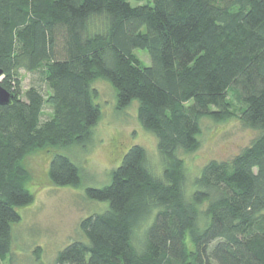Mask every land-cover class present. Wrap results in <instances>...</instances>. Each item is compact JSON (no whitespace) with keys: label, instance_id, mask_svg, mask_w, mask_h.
Masks as SVG:
<instances>
[{"label":"trees","instance_id":"1","mask_svg":"<svg viewBox=\"0 0 264 264\" xmlns=\"http://www.w3.org/2000/svg\"><path fill=\"white\" fill-rule=\"evenodd\" d=\"M0 71L12 95L0 105L2 264L13 260L17 210L32 201L25 157L54 149L51 183L79 184L57 150L84 143L98 122L99 78L118 109L136 102L164 168L156 175L130 147L107 185L86 190L106 208L80 221L56 263L264 264V0H0ZM22 72L36 76L24 92ZM233 104L257 136L205 164L186 193L178 154L198 148L203 118L228 120Z\"/></svg>","mask_w":264,"mask_h":264},{"label":"rangeland","instance_id":"2","mask_svg":"<svg viewBox=\"0 0 264 264\" xmlns=\"http://www.w3.org/2000/svg\"><path fill=\"white\" fill-rule=\"evenodd\" d=\"M132 4L135 5L134 2ZM135 55L143 65L149 64L146 51L136 50ZM22 76L24 92L36 76L24 72ZM91 87L95 93L94 101L100 109L98 122L84 143L57 150L79 169V184L57 186L51 183L48 167L56 150H36L25 157L23 164L29 173L27 188L32 201L17 210L20 220L12 224L13 260H7L5 264H57L58 253L81 238L80 221L106 208V203L90 200L86 190L107 185L111 172L130 147L140 146L145 152L148 167L156 175L162 173L164 162L158 153L157 138L139 123L136 102L118 109L115 91L108 81L96 79ZM43 112L42 119H45L49 110ZM232 113L234 115L230 119L220 122L203 118L198 148L178 154L184 166L186 193L193 190V182L205 164L211 160H230L257 136L256 130L239 121L235 104ZM144 226L137 229V238L142 235Z\"/></svg>","mask_w":264,"mask_h":264},{"label":"water","instance_id":"3","mask_svg":"<svg viewBox=\"0 0 264 264\" xmlns=\"http://www.w3.org/2000/svg\"><path fill=\"white\" fill-rule=\"evenodd\" d=\"M1 76V71H0ZM12 95L0 86V105H8L11 103Z\"/></svg>","mask_w":264,"mask_h":264},{"label":"crops","instance_id":"4","mask_svg":"<svg viewBox=\"0 0 264 264\" xmlns=\"http://www.w3.org/2000/svg\"><path fill=\"white\" fill-rule=\"evenodd\" d=\"M0 264H2V263L0 262Z\"/></svg>","mask_w":264,"mask_h":264}]
</instances>
